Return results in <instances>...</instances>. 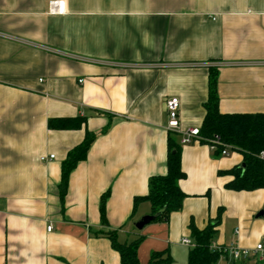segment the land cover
<instances>
[{
	"label": "crops",
	"instance_id": "crops-1",
	"mask_svg": "<svg viewBox=\"0 0 264 264\" xmlns=\"http://www.w3.org/2000/svg\"><path fill=\"white\" fill-rule=\"evenodd\" d=\"M49 1L0 0V264H120L108 232L143 236L139 264L161 251L188 264L191 222L214 223L219 247L264 241V188L226 187L243 163L235 150L181 145V208L137 230L151 206H133L166 172L164 100L179 99L182 128H200L209 67L221 113H264V0H59L57 14ZM76 117L78 128L48 125ZM87 131L60 199L61 164ZM252 261L264 264L237 263Z\"/></svg>",
	"mask_w": 264,
	"mask_h": 264
},
{
	"label": "trees",
	"instance_id": "trees-1",
	"mask_svg": "<svg viewBox=\"0 0 264 264\" xmlns=\"http://www.w3.org/2000/svg\"><path fill=\"white\" fill-rule=\"evenodd\" d=\"M205 110L202 124L199 128L201 142L206 143L214 135H218L223 143L232 147L243 156L244 167H234L225 171L233 179L226 183V187L233 190H253L264 188V165L257 158L260 151H264V113H221L218 109L217 69L209 67L208 94L203 103ZM84 119L54 118L48 125L56 129L78 128ZM105 128L102 132L106 131ZM95 134L86 132L82 143L71 149L61 164V178L59 183L60 199H63L70 172L76 164L86 157L87 151L94 140ZM177 135L170 133L167 138L166 172L151 176L148 181V191L143 196H135L133 206L140 201H147L151 206V214L158 215L149 223L168 221L172 212L178 211L186 194L178 186V181L185 177L181 168V144ZM101 196L100 217L104 220V200ZM194 244L188 252V264H215L220 252L210 249L214 235L215 224L208 223L203 229L195 227L193 222L188 225ZM112 247L118 252L120 264H139L137 249L143 236L130 242H119L115 232H108ZM170 260L167 251L153 252L148 264H165ZM242 264V263H233Z\"/></svg>",
	"mask_w": 264,
	"mask_h": 264
},
{
	"label": "built area",
	"instance_id": "built-area-1",
	"mask_svg": "<svg viewBox=\"0 0 264 264\" xmlns=\"http://www.w3.org/2000/svg\"><path fill=\"white\" fill-rule=\"evenodd\" d=\"M48 11L52 14H57L61 12V3L59 0H51L48 2ZM81 82V80H80ZM164 110L167 116L166 128L168 132L176 134L179 137V144L186 145L193 142H200L202 137L199 133V128L189 127L182 128L179 120V99L175 96L166 98L164 100ZM206 144L213 151H218L222 156H228L233 150L232 147L226 143H223L218 135H214L210 139L206 140ZM54 158V154H50L48 159ZM257 158L263 162L264 165V151H260L257 155ZM45 156L42 157V160H46ZM52 226L49 224L47 230L50 231ZM182 243L188 246H193V244L186 238L182 239ZM211 250H216L220 254L228 255L231 260L235 263L248 260L253 258L258 262L264 263V241H260L255 244L254 247L240 248L237 245H229L219 247L215 244L210 245Z\"/></svg>",
	"mask_w": 264,
	"mask_h": 264
},
{
	"label": "water",
	"instance_id": "water-1",
	"mask_svg": "<svg viewBox=\"0 0 264 264\" xmlns=\"http://www.w3.org/2000/svg\"><path fill=\"white\" fill-rule=\"evenodd\" d=\"M241 168L244 167V163H242L240 165ZM262 213V212H261ZM158 215L157 214H150V215H146V216H143L141 217L138 221H136L134 223V227L137 229V230H142L143 227L147 224H149L150 221H152L156 216Z\"/></svg>",
	"mask_w": 264,
	"mask_h": 264
},
{
	"label": "rangeland",
	"instance_id": "rangeland-1",
	"mask_svg": "<svg viewBox=\"0 0 264 264\" xmlns=\"http://www.w3.org/2000/svg\"><path fill=\"white\" fill-rule=\"evenodd\" d=\"M249 264H255V262L254 261H252L251 263H249ZM257 264V263H256ZM260 264H262V263H260Z\"/></svg>",
	"mask_w": 264,
	"mask_h": 264
}]
</instances>
